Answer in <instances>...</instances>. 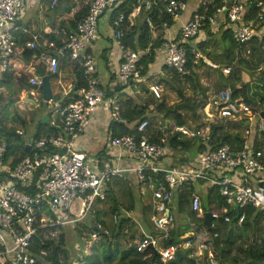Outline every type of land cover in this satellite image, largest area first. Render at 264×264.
I'll return each instance as SVG.
<instances>
[{"label": "built area", "instance_id": "2783aa9c", "mask_svg": "<svg viewBox=\"0 0 264 264\" xmlns=\"http://www.w3.org/2000/svg\"><path fill=\"white\" fill-rule=\"evenodd\" d=\"M122 1L91 0L87 13L76 23L75 29L65 34L64 44L55 51L58 55H66L70 61L80 62L86 84L77 89L76 99L54 111L58 121L54 123L55 130L52 133L41 135L28 143V153L20 156L13 166L10 164L12 158L4 168L0 166V264H35L37 257L32 250V241L39 231L49 229V234L55 235V232L50 231L51 228L59 226L66 229L76 223L87 222L96 201L101 203L105 199L108 183L114 177H122L128 172L135 174L140 185L150 188L153 200L152 232H143L132 242L138 252L147 249H150L151 254L153 252L149 264H171L181 248L191 249L194 255L206 252L208 263L217 264L211 247L203 242L195 244L192 239H186L176 244L163 243L173 227L170 212L173 196L176 189L183 186L192 188L189 204L194 213H202L201 198L197 191V187H201L199 183L218 190L223 206L219 211H209L211 226L232 220L242 224L249 206L262 212L264 224V117L259 116L260 111L256 116L250 114L251 106L246 102L232 100L230 87L217 92L220 104L214 114H207L205 122L210 124L209 127L206 125L207 129L175 127L173 130L182 132L187 138L200 136L204 141H209L211 127L218 121L249 115L241 131L244 142L240 149L227 143L209 145L207 149L197 153L194 162L167 167L163 162L168 149L165 145L150 140L147 120L138 123V135L110 136L106 143L109 150H116V161L125 152L134 161L132 165L100 162V158L94 159L91 157L93 155L75 149L76 139L84 132L91 114L100 106L105 105L109 109L110 121L126 124L115 88H130L131 84L145 80L139 60L147 53V49H131L123 45V14H119L111 22L113 39L122 58L114 72V84L111 88L103 87L95 75V58L85 50L87 44L98 38L100 17L107 12L111 14ZM216 1L198 0L197 8L180 30L174 36H162L159 51L164 54L166 67L180 75L189 72L183 44L198 42L206 25H220L218 29L226 25L225 29L230 30L232 39L239 45L247 44L256 36H264V0H219L218 6H215ZM56 4L57 0L50 1L51 8ZM248 4H254L253 15H247ZM160 7L171 20H177L187 9V0H135L134 11L142 10L145 22L152 26L153 10ZM211 7L212 11H209ZM23 10V0H0V78L10 71L17 50L12 25ZM161 27L164 30L168 23L163 22ZM37 45V34H31V39L24 43V47L29 50H35ZM191 52L196 58L201 57L193 46ZM39 58L48 64L50 73H57L56 57L41 54ZM223 71L229 73L230 69L224 68ZM17 74L28 76L32 85L41 84V78L27 69L18 71ZM73 87L72 84L69 85L63 90V94L70 93ZM148 88L155 98L161 97L160 86L150 84ZM255 124L259 135L255 141L256 146L251 141ZM5 146L0 140V160L6 156ZM161 174L162 178H159L158 175ZM255 189L260 190V196L255 194ZM116 220L117 216L114 215L113 221ZM108 234L109 230L102 222H92L91 230L85 233L88 237L84 239L87 240L83 252L87 254L92 241ZM75 247H79L77 243Z\"/></svg>", "mask_w": 264, "mask_h": 264}, {"label": "trees", "instance_id": "16d2710c", "mask_svg": "<svg viewBox=\"0 0 264 264\" xmlns=\"http://www.w3.org/2000/svg\"><path fill=\"white\" fill-rule=\"evenodd\" d=\"M218 1L219 0L214 3L215 6H218ZM134 7L135 0H125L124 3L112 11V13L109 15V19L111 23L113 18L119 14H123V30L126 28L128 29L127 31L125 30V33L122 36L123 45L126 48L131 49L149 50L147 53L142 55L139 60V64L143 66V74L146 71L147 66L152 63L153 59H155V56L160 50L161 44L163 42V38L160 37V34L156 35L155 38L152 37V29H154L156 32L159 30L162 31L163 28L161 27V24L163 22L169 23L171 19L168 17V15L164 14L162 8L160 7L159 9L153 10L152 26L148 25L146 22L142 24L131 25L128 18L133 12ZM247 7L249 8L247 15H253V4H248ZM209 11H212V7L209 9ZM86 12L76 13L74 18L68 20L66 31H73L75 29L76 23L86 14ZM141 12L144 13L142 10ZM63 23L65 24V22ZM207 27L208 25L205 26V28ZM212 36L213 33L209 29L207 30V38L202 42L198 41L183 44L187 53L186 68L189 71L187 74L180 75L166 66L163 67L165 74L164 76L160 77V80L157 83H163L166 90H173L176 92L180 99L177 103L169 106L165 103L164 98L158 100L157 98L153 97L155 99L153 102L151 100H145L141 102L140 105L132 106L133 104L131 105L129 101L127 102L120 99L119 103L121 107V115L124 116L129 123L135 122V124L125 125L111 121V126L114 128L111 136H119L123 134L138 135L136 132L138 123H140L142 120H147V129L150 134L151 141L161 143L162 145L168 146L172 149H184L188 154L190 151H192L190 153L191 156L195 152L199 153L207 149L209 145L215 144L220 145L227 143L235 149H240L244 142L241 131L245 126L249 115H239L233 119H225L218 122L217 124L212 125L210 130L211 139H209V141H204L200 136L186 138L182 132L173 130L175 127H182L186 124L187 120L185 113L190 114L192 121L195 122V125L198 126V128L205 125L203 122H199L202 116L201 111L205 102L203 100L198 102L192 101V98L186 97L183 92L185 89H192L194 92L193 97H196L197 95H202L204 98L206 97L205 93L207 88L202 86L199 74L195 71V68H197L199 65H204L209 68L213 67L207 65L204 62V57L207 60H210V53L206 50V48L208 47V44L213 41L211 38ZM220 36L223 41H225L227 38L230 40V44L226 46L227 50L225 55L228 58L225 66H227L230 71L228 76L223 77L222 81H219L216 84V90L224 89L230 85L229 87L232 90V100L235 102L244 101L249 104L250 102L248 97L244 92V87L246 84L244 83L243 85L240 73L243 70H261L264 72V70H262L264 67V36H256L247 44L242 45L234 42L229 29L223 30ZM63 44L64 40L62 42L59 40L54 50H51L48 52V54L56 57L57 65L58 62L68 64V68L74 74V87L67 95L59 92L53 96L52 101L57 103V108H55V110L76 99L78 97L77 89L82 88L86 84L80 62L70 61L66 55L61 56L56 53L55 50ZM192 46L201 54V57L196 58L195 55L192 54ZM19 47L20 48L15 51L14 56H20L23 58L24 67H28L30 64H32L37 66L41 71L45 72L41 62L36 63V59L40 57L41 53L39 52L38 46L35 48V50H29L25 48L23 44H21ZM57 74L58 73H54V76L57 77ZM3 75L0 79V88L5 86L8 88V92L7 95L0 93V114H5L8 111V108L12 106L16 100H18V92L20 91V86H22L21 82H26L28 80L25 76H19L18 82L15 83L8 76L5 77L4 80ZM117 87L119 89L122 88L119 86ZM255 89L258 90L256 87ZM143 90L145 92L148 91L145 86H143ZM255 91L256 90H254V93ZM149 103H152L151 106H153L156 115L161 113L164 114L163 117H161L162 121H172L170 130H168V132H166V129L162 128V123L153 127L155 116H149L148 114L150 112L147 114L145 113V109H148ZM129 106L132 107L129 108ZM139 107L141 109H139ZM55 110L53 109L52 111ZM181 112L185 113L183 114ZM249 113L255 116L257 114V112H255L252 107ZM55 117L58 119L57 113ZM254 126L255 128L251 137V141L253 140V145L256 146L255 141L259 135L258 132H256V124ZM1 127L2 124L0 123V128ZM214 127L215 130L213 131ZM118 128L120 129L118 130ZM54 130V126L47 127V125L39 124L34 138L36 139L41 135L50 134ZM165 132L168 133L166 138L162 137L163 133ZM14 150L16 151V148ZM22 151L23 152H21L19 155H11L12 162L10 164L12 166L20 156L28 153V150H26L24 146ZM101 152L103 153L104 150L102 149ZM7 154H9V149L6 152V156ZM158 177L162 178V174L158 175ZM204 187L207 186L204 185ZM207 189L206 196L203 199V201H205V205H203L204 212L221 210L223 203L220 200L218 190L213 187H207ZM191 190V187L183 186L176 189L175 191L173 196V200L176 202L174 207L176 208L175 219H173V227L170 230L168 238L163 242L164 245L179 243L182 240H185V238L182 237L184 234L186 236L188 235L186 234L187 232L193 231L194 235L198 238V240H200V242H203L211 247L215 260L220 262V264H264V224L262 222V212L256 211L249 206L246 208V218L242 224H237V222L233 220L229 223L221 221L208 228L203 223L202 217L196 216L195 213L188 209L186 210L184 207V203L189 200V194ZM114 192L115 191H112V188L108 187L107 185L105 199L101 203L96 201L93 206L92 214L89 218V220H91L93 219L92 217H94L95 221L99 220L102 222V224L109 230L108 235L99 236L96 240L92 241L90 247L88 248V253L86 254L83 252V247L85 241L87 240L84 239L88 237L85 236V233H88L92 226L89 228L87 225L86 228L79 230H76L74 229V226H71L66 228L64 231L61 230V233L59 226L51 228L50 231H54L55 235L53 236L56 237L50 236L49 229L41 230L33 237L32 241V250L34 255L37 257L35 264H61L62 259L66 262V264H75L77 262H81L82 264H149L152 256L154 255L153 252L151 254L150 249H147L144 252H138L132 245V242L141 234L140 230L137 231L136 229L137 225L139 226L138 221L133 220L130 216H128V213L133 211L135 214L140 203L138 204L136 202L133 193L131 192L129 195V206L122 208L119 205L118 199ZM203 195L204 194H202V196ZM98 205H102V208H98ZM139 210V213L141 214H139L140 216H137V219H140L145 228L150 230L151 223L149 218L146 219L145 217L147 210L149 212V205L140 204ZM184 213H187L186 215L191 217L196 226H190L189 224L183 225L177 221L178 214ZM234 213L235 212H232V214ZM114 215L117 216V220L115 222L113 221ZM133 217L135 218L134 215ZM233 217L234 215H232V219ZM89 220L85 223L91 222ZM72 236H75L77 239L79 248L75 249L72 245V251H70L69 248L65 247V243L70 240ZM239 241H241L242 245L244 244L243 248H239L243 255L242 261L235 260L231 257V252L234 250L236 243ZM183 260H188V258ZM183 260L180 264L183 263ZM190 264L194 263L190 260Z\"/></svg>", "mask_w": 264, "mask_h": 264}, {"label": "crops", "instance_id": "0c3cea01", "mask_svg": "<svg viewBox=\"0 0 264 264\" xmlns=\"http://www.w3.org/2000/svg\"><path fill=\"white\" fill-rule=\"evenodd\" d=\"M24 1V10L26 8H32V10H34V12L37 15V18H29V12L31 9L26 10V12L23 13L21 16H19L14 24L12 25L13 27V32L15 33L16 37H17V50L20 48L19 46L21 44H23L28 40L31 39V34H37L38 35V49L40 55L41 54H48V52H50L51 50H54L56 44L58 43L59 40H61V42L65 39V34H66V27H67V21L71 20L72 18H74L76 13L79 12H83L85 13L88 10V4L91 0H57V4L54 7H50V0H23ZM125 0H123L118 6H120L122 3H124ZM197 2L198 0H187V9L181 13L180 17L177 20H171L168 23V27H166L164 30L162 29V31H155L154 29H152V37L155 38L156 35L160 34V37H162L163 35L165 37H169V36H174L181 28V26L190 18V15L193 11H195V9L197 8ZM117 6V7H118ZM34 8V9H33ZM87 13V12H86ZM109 12H107L106 14H104L103 16L100 17L99 21H98V38L95 42L87 44L85 47V50L92 54L95 58V75L99 78L100 82L102 84H104V87L106 88H111V85L114 84V72L117 70L119 64L122 62V58H121V51L119 49V47L117 46V44L115 43L114 39H113V30L111 27V23H110V19H109ZM23 16V18H21ZM128 20L130 21L131 25L134 24H142L145 22L144 20V13L140 12H135L133 10V12L129 15ZM65 22V24L63 23ZM220 25H212L210 27L205 28L204 30L201 31L199 37H198V41L202 42L203 40H205L207 38V30H211L212 33H215L214 36H216V32H218L219 29H221V27L218 29ZM218 29V30H217ZM126 31L128 30L127 28L125 29ZM124 30V33H125ZM223 31V30H222ZM68 33V32H67ZM222 33V32H221ZM221 35V34H220ZM219 35V37H221ZM24 41V43H23ZM221 41L223 42V39L221 38ZM206 50H208V47L206 48ZM149 50H147L148 52ZM34 57V56H33ZM36 63L37 62H41L42 66L45 69V74H54V73H50L48 70V64L44 61H42L40 58L36 59ZM210 61V60H209ZM164 54L162 51H159L157 53V55L155 56V59H153L152 63H150L147 66L146 71L142 74L143 77L145 78V80H143L142 82H138V83H133L131 84L130 88H115V95L118 97V99L120 100H125V101H129V103H131L132 106L135 105H140L141 102L145 101V100H151L152 102L155 100L153 97V94L149 91V85L150 84H156L158 86H160L163 94L165 96H163L164 101L167 105H172L174 103H177L180 99L179 96L177 95L176 92H174L173 90H166L164 87L163 83H157L160 80V77L164 76L165 71L163 70L164 67ZM225 66V65H223ZM213 68V67H212ZM218 68V67H216ZM17 69V70H21V69H27L29 70L31 73H33V75H38L37 69L38 67L35 65L30 64L28 67H24V60L23 58H21L20 56H14L12 59V63H11V68L10 71L5 73L3 75V79L5 80V77H10L11 79H14V76L12 75V70ZM34 69H36V71L34 72ZM215 69V68H214ZM40 70V69H39ZM195 71L199 74L200 77V82L202 84V86L204 88H207L206 90V97L204 98L202 95H197L196 97H193L194 92L192 89H185L184 90V95L186 97H190L192 98V101H201L203 100L205 103L203 105L202 108V116L200 118L199 122H204L205 123V119L207 114H214V111H216V107L219 106V99L216 96L217 92L219 90L214 89L213 90V86L214 83L212 85V83H210L211 79L213 82V80L218 83L219 82V77L217 76H212V72L211 69L207 66L204 65H199L197 66V68H195ZM18 71H15V73L17 74ZM202 72V73H201ZM57 77L53 75V77L50 79V84L52 87V94L54 96V94L58 92V86H57V80H61V81H65L67 83V85L65 86V88H67L69 85H73L74 86V74L70 71V69L68 68V64H65L63 62H58L57 65ZM202 74V75H201ZM39 76V75H38ZM212 76V77H211ZM40 77V76H39ZM57 78V80H56ZM1 79V78H0ZM12 79V80H13ZM15 81V79H14ZM244 81V80H243ZM18 81H16L15 83H17ZM29 85L31 86V84L29 83ZM143 86H145L146 89H148L147 92H145L143 90ZM216 87V85H215ZM3 88L5 90H7L8 92V88L7 87H1L0 91L3 90ZM65 91V89H64ZM27 91L25 87L20 86V91L18 92V99L21 96V103H16V101L14 102V104L12 106L16 107L17 109H20L23 113H26V116H30L37 107H39V101H42V95L40 92V100L37 99V106H34L35 109L32 110V107H30L32 104L29 103L26 98H31L33 99L34 95H37L36 92H34L32 89L30 90L28 96L26 95ZM63 93V91L61 92ZM168 93H170L168 95ZM69 94V93H67ZM52 96V98H53ZM168 96L173 97L174 99L168 103L166 100L168 98ZM35 100V99H33ZM43 102V101H42ZM53 101H51L50 103L48 102L47 105H51L52 107H50V111L48 112H43L40 111L37 113V119L38 121L35 120V118L32 119L33 122H35V132L33 133V136L35 135L37 129H38V125L42 124V125H47V127H51L54 125V123L56 124L58 119L55 117L56 113L54 111H51L53 109ZM31 104V105H27V104ZM54 105H56V102H54ZM152 103H149L148 105V109H145V113L147 114L148 112L153 113L154 108L153 106H151ZM132 106H129V108H131ZM151 106V107H150ZM27 107V108H26ZM121 108V107H120ZM139 109H141L139 107ZM184 114V112H181ZM149 116H152L150 114H148ZM163 113L159 114L158 116L163 117ZM43 116H47V118L44 120L43 123H41V118ZM15 118L19 121V123H25V120H21V118L18 115H15ZM123 118H125L123 116ZM126 119V118H125ZM164 122L166 120H163ZM170 121V120H168ZM126 124L125 125H134L135 122H131L129 123L126 120ZM220 122V121H218ZM170 124V122H168ZM187 125H184V128H193V127H198L195 125L194 123H191V120L189 119L188 121H186ZM203 128L201 129H205L208 128L206 125L202 126ZM163 129H167V127L162 125ZM120 128H118L119 130ZM114 128L111 126V121L109 120V109H107L105 107V105L100 106L93 114H91V116L89 117L88 123L86 124V127L84 129V132L76 139L75 142V149L77 151H80L84 154H88V155H93L96 156L99 159V161H105L108 162L109 164L114 163V165H132L134 163V161L127 157V155L125 154V152H122L124 155H122L119 161L115 160V155H116V150H112V149H108V146L103 143L104 140L107 138V140H109L111 134L113 133ZM21 131L20 129H16V132ZM168 134V133H167ZM32 136V137H33ZM166 134H163L162 137L166 138ZM187 138V137H186ZM35 138L32 139V141ZM163 140V139H162ZM31 141L25 143L28 144ZM168 149V155L167 157L164 159V164L167 167H174L176 165H188L191 162H194V160H196V156L197 153L195 152L192 156L190 155L191 152H189V154L187 153L186 150L184 149H172L168 146H166ZM102 149L104 150V152L102 153ZM115 179H117L116 182V189H118L119 187L122 186L123 182H126L127 184H132L134 187L139 186L140 184L137 182L135 174L133 172H128V173H124L122 177H114ZM201 187H197V191L198 194H200V198H201V207H202V213H195L196 216L198 217H202V219L204 220V210H203V205H205V201H203V199L206 196L207 193V187L202 186L201 184L199 185ZM148 188V190H150V188L148 186H146ZM202 194H204L202 196ZM141 195V193H140ZM202 196V197H201ZM150 199L147 198H143V195H141V197H139L138 194V198L136 200V202L139 204H148L149 205V221L152 225L153 228V223L151 222V215H152V198L151 196H149ZM190 199V198H189ZM175 201V200H174ZM172 202V205L170 206V210L172 211V206L175 207L176 202ZM140 204L137 208V216H140L139 213V207ZM121 206V205H120ZM137 206V205H136ZM122 207V206H121ZM188 207L189 210L190 209V204H189V200H188ZM123 208V207H122ZM126 208V207H125ZM174 210L176 211V208H174ZM192 212V211H191ZM209 212V211H206ZM131 213V215L129 214ZM128 213V216H130L133 220H138L137 217H133L134 212L131 211ZM194 213V212H193ZM187 213H184V216H186V220H189L191 217H189L188 215H186ZM182 215V214H180ZM191 220V219H190ZM189 222V221H188ZM193 223V222H192ZM192 223H186L189 224L190 226H193L196 224H192ZM191 230V229H190ZM185 236V234L182 236L183 238L186 239H192L193 242L195 244H199L201 243L200 240H198V238L194 235L193 231H189L187 232ZM193 235V236H192ZM182 240L181 242L185 241ZM179 242V243H181ZM191 248V247H190ZM191 251V250H190ZM181 252V251H180ZM186 252L187 255L189 257H191V255L189 254V250L188 248H186ZM206 263V261L204 262V264Z\"/></svg>", "mask_w": 264, "mask_h": 264}, {"label": "rangeland", "instance_id": "374dc122", "mask_svg": "<svg viewBox=\"0 0 264 264\" xmlns=\"http://www.w3.org/2000/svg\"><path fill=\"white\" fill-rule=\"evenodd\" d=\"M28 9H31L29 12V18H34V17L37 18V15L34 12V10H32V8H26L24 10V13ZM21 18H23V16ZM225 28H226V25H222L221 29H219L218 32H216V36H214L215 33H213L214 35L211 37L213 39V41L210 44H208V50H207L210 53L209 58H210L211 63L216 65V67H218V68H216V67L212 68L211 67L210 72H212V76L219 77L218 78L219 81H222L223 77H226L229 75V73H225L223 71L224 68H228V67L223 66V65H226V61L228 60L227 56H225V55H226V50H227L226 46L230 44V40L227 38L225 41L222 42L221 37H219L222 30ZM22 70L23 69L12 70V75L14 76V79H15V81H14V79L12 78L14 82L18 81V79H19V76H18V74L15 73V71L20 72ZM262 70H264V67L262 68ZM240 74H241V80L243 82V85H244V83L246 84V86L244 87L245 90L244 89L243 90L245 92V95L248 97V100L250 102L249 103L250 106L257 113L259 111L264 110V101H260V99L258 98V95L256 93H254V90H257V89H255V87H256V88H258L259 93L264 95V72H262L261 70H259V71L243 70ZM26 78L28 79V76ZM56 80H57V78H56ZM57 81H58L57 86L59 89L58 92H62L65 89V86L67 85V83L64 80L63 81L57 80ZM211 81H212V79H211ZM211 81H210V83H212V85L214 83V86H213V90H214V89H216L215 85L217 83L214 80H213V82H211ZM21 85L26 88V91H27L26 95L27 96H28L30 90L32 89L34 92L37 93V95H34L33 99H35V101L37 99L40 100L41 97H40L39 88L31 87L28 83V80L26 82H21ZM102 85L104 87V84H102ZM229 86H227V87H229ZM0 93L7 95V90H5L3 88V90H1ZM56 94H57V92L54 95H56ZM169 94L170 93H168V95ZM163 96H165V95L163 94V92H161V97L158 100L162 99ZM242 97H244V96H242ZM173 99H174L173 97L168 96L166 101L168 103H170ZM17 103L22 104L21 96L19 97V99L16 101L15 104H17ZM52 104H53V109L55 110V106L57 105V103H56V105H54V101H53ZM27 105H31V104L28 103ZM39 105L40 106L37 107L36 109L33 105L30 106V107H32V110L35 109V111L30 116H26V113H23L20 109H17L14 106H10L8 108V111L5 114H0V123L2 124V127L0 128V140H1V143L4 145L7 143L10 144L9 154H7V156H5L3 160H0L1 168H4L10 162L11 155H13V154L19 155L14 150L16 148V146H21L23 149L24 144L29 142V141H32V139L34 138L33 133L35 132L36 126H35V122H33L32 119L35 118V120L38 121V119L36 118L38 116L37 113L40 111L48 112V111H50V107H52L51 105H47L46 102H42V101H39ZM0 108H1V105H0ZM149 114L152 116H155L154 121H153V127L155 125L158 126L159 124L162 123L163 126L167 127L166 132H168V130H170V125L172 124V121H168V120H166L165 122L162 121L160 116L156 115L155 112L149 113ZM15 115H18L22 121L25 120V123H23V124L19 123V121L15 118ZM185 115H186L187 121L190 119L191 123H194L192 121L189 113H185ZM168 122H170V124ZM185 125H187V124H185ZM205 125H207L208 127L210 126L209 122H205ZM183 127H185V126H183ZM16 129H20L22 131L21 136L19 138L15 137V136L8 135L9 132L16 131ZM205 129H207V128H205ZM166 132L163 134L167 135ZM107 142H108V140L106 138L103 143L106 144ZM21 152H23V151H21ZM190 152H192V151H190ZM91 157L96 159V156H91ZM0 179H1V177H0ZM115 181H117V179L113 178L109 182L108 187L112 188V191H115L114 193L116 194L119 205H121L123 208L129 206V202H130L129 195L131 192L133 193L135 200H137L138 194H139V197H141V195H143V198L150 199L149 196H151V192H150V190H148L146 185L141 184L137 187H134L132 184H127L126 182H123L122 186L119 187L118 189H116V182ZM199 185H200V183H199ZM140 193H141V195H140ZM255 194L257 196H260V194H261L260 190L255 189ZM97 207L102 208V205H98ZM184 207L186 210L187 209L189 210L188 201L186 203H184ZM137 212H135V214H137ZM170 212H171V215L173 216V219H175V210H174L173 206H172V211L170 210ZM129 214L131 215V213H129ZM135 214H133V215L135 217H137V215H135ZM145 217H146V219L149 218L148 210L146 212ZM92 218L93 219H91L89 221L94 222L95 218L94 217H92ZM190 219L186 220V216H184V214H182V215L178 214V216H177V221H179V223H181L183 225H186V223H189V222L192 223L193 221H192V219L191 220ZM137 221H138L139 226L137 225L136 229H137V231L140 230V234H142L143 232H145V233H151L152 232V225L151 224H150V230H147L140 219ZM91 222H88L85 224L84 223H76L74 225V229H76V230L83 229V228H86L87 225L89 228H91V226H92ZM139 228H141V229H139ZM59 229H60V231L65 230V229H62L61 227ZM257 233H258V231H257ZM50 236H53V235L50 234ZM53 237H56V236H53ZM76 243H78L77 239L75 238V236H72L70 238V240H68L65 243V247L69 248V250L72 251V245H73V247H75ZM243 246H244V244L242 245L241 241L236 243L234 250L231 252V257L234 258L235 260H241L242 261L243 255H242V252L240 251L239 248H241V247L243 248ZM86 247H88V245ZM78 248L79 247H75V249H78ZM190 250H189V254L191 255V257H188V260H183L182 264H190V260L194 264H204L205 261L207 264H209L207 261L208 256H206V252H203L201 255H194ZM180 251L186 252V248H181ZM61 264H66V262L63 261V259H62ZM217 264H220V262L217 261Z\"/></svg>", "mask_w": 264, "mask_h": 264}, {"label": "water", "instance_id": "95a60500", "mask_svg": "<svg viewBox=\"0 0 264 264\" xmlns=\"http://www.w3.org/2000/svg\"><path fill=\"white\" fill-rule=\"evenodd\" d=\"M253 6H254V4H253ZM204 62L207 65L216 67V65L212 64L211 61L207 60L205 57H204ZM37 72H38V75L41 78V84L40 85H37V84H33L32 85L31 84V87L39 88V90L41 92V95H42V101L48 103V102H50L52 100V96H53V94H52V87H51V84H50V79L53 77L54 74H45L43 71H41L39 69H37ZM75 90H76V88H75ZM255 93L258 95V98L260 100H264V95L260 94L258 90H256ZM26 100L29 103H31L32 105L37 106V102L35 100H33L31 98H26ZM259 116L264 117V110L260 111ZM46 118H47V116H43L41 118V123H43ZM214 130H215V127L213 128V131ZM8 135L15 136V137L19 138L21 136V133L16 132V131H12V132H9ZM9 147H10V145L9 144H6V146H5L6 150H8ZM24 148L26 150H29V148H30L29 144H24ZM203 223L208 228L211 227L212 219H211V216H210V212H205ZM186 258H188L187 252L177 251L176 252V257L173 260V263L174 264H180L181 261L183 259H186Z\"/></svg>", "mask_w": 264, "mask_h": 264}, {"label": "flooded vegetation", "instance_id": "af4514ba", "mask_svg": "<svg viewBox=\"0 0 264 264\" xmlns=\"http://www.w3.org/2000/svg\"><path fill=\"white\" fill-rule=\"evenodd\" d=\"M16 151H17L18 154H20L21 151H22V147L21 146H16Z\"/></svg>", "mask_w": 264, "mask_h": 264}, {"label": "clouds", "instance_id": "9594fccd", "mask_svg": "<svg viewBox=\"0 0 264 264\" xmlns=\"http://www.w3.org/2000/svg\"><path fill=\"white\" fill-rule=\"evenodd\" d=\"M183 127V126H182ZM188 256V255H187ZM189 257V256H188Z\"/></svg>", "mask_w": 264, "mask_h": 264}]
</instances>
